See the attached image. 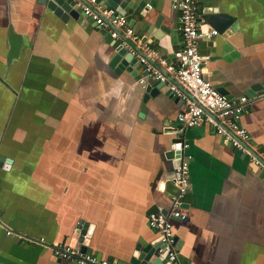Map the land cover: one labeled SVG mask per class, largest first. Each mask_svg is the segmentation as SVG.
Segmentation results:
<instances>
[{"label":"crops","instance_id":"0c3cea01","mask_svg":"<svg viewBox=\"0 0 264 264\" xmlns=\"http://www.w3.org/2000/svg\"><path fill=\"white\" fill-rule=\"evenodd\" d=\"M199 3L232 18L200 43L205 76L229 98L246 95L264 82V0ZM124 16L171 59L181 36L170 0H129ZM112 43L83 13L62 21L40 0H0V156L9 160L0 166V264H73L49 246L69 243L79 220L87 252L121 264L157 239L147 216L176 191L165 151L183 104L164 94L168 84L143 103L138 79L110 67ZM239 121L264 150V95ZM184 137L191 185L186 219L172 220L173 264H264V175L208 124Z\"/></svg>","mask_w":264,"mask_h":264},{"label":"built area","instance_id":"2783aa9c","mask_svg":"<svg viewBox=\"0 0 264 264\" xmlns=\"http://www.w3.org/2000/svg\"><path fill=\"white\" fill-rule=\"evenodd\" d=\"M172 7L178 13V30L181 44L171 59L163 57L146 39L136 33L124 15H120L115 8L104 5L100 0H76L84 16L108 32L114 41L128 46L130 41L134 50L129 46L136 61L143 66L146 74L138 79L141 87L146 86V77L153 81L168 84L170 91L181 100L183 108L176 115L177 124L173 127L176 134L175 144H178V165L174 168L172 181L176 191L170 198L168 208L161 205L150 211L147 222L157 233L159 251L165 253L170 263L177 260L178 240L172 228V220H185L183 199L190 188L189 178L192 154L189 140L184 137L189 128L203 124L210 125L214 131L222 135L229 146L239 150L247 156L249 165L264 175V150H257L249 142L250 135L240 124V117L246 111L249 97L241 95L229 98L222 94L205 76L200 43L211 41L219 34L207 20L200 0H170ZM150 8V4H146ZM166 210V212H164ZM7 236H17L23 240L24 236L15 233L10 228L5 229ZM26 240L40 243L43 238ZM52 253L60 260L75 262L76 264H117L113 260L97 257L95 254L81 252L70 242H61L49 246Z\"/></svg>","mask_w":264,"mask_h":264},{"label":"water","instance_id":"95a60500","mask_svg":"<svg viewBox=\"0 0 264 264\" xmlns=\"http://www.w3.org/2000/svg\"><path fill=\"white\" fill-rule=\"evenodd\" d=\"M50 11H52L58 18L62 21H67L69 18L77 19L78 16L82 13L80 6H78L76 0H40ZM104 2L116 9V11L120 15L125 14V7L129 0H104ZM206 20L209 24L218 28L219 32H222L226 29V27L231 22V17L223 14L213 12L212 8H205ZM128 42V46L122 45L118 41H114L112 43V48L114 54L110 60V67L115 70L116 73L121 70H127L132 76L136 79H139L141 73H139L136 69H134V64L137 62L136 58L133 56L129 46L136 50V47ZM143 74H146L145 72ZM165 83L160 81H148L146 82V86L143 89V99L142 102L145 103L150 97L157 96L161 89L164 87ZM222 93V91L220 90ZM166 96L175 99L178 97L174 96L170 89L166 90L164 93ZM245 94L249 97H256L259 95H264V82L260 81L254 84H251ZM143 109V107H142ZM178 144H171L169 150L165 151V157L167 160L171 161L170 172L167 174V179H172L174 176V168L178 165L179 161L177 159V148ZM237 154L244 156L240 153L239 150H235ZM9 160H7L4 156H0V166H6ZM253 169H256L255 166L250 165ZM166 212V210H164ZM88 224L83 220H79L75 226V229L72 234V238L70 240V244L78 247L81 252H87L88 245ZM177 240V236H175ZM60 260V259H59ZM117 264H121L118 260H113ZM73 264H76L73 262ZM129 264H173L168 261V257L165 253L159 251V242L158 239L152 240L146 244L136 245L130 259Z\"/></svg>","mask_w":264,"mask_h":264}]
</instances>
